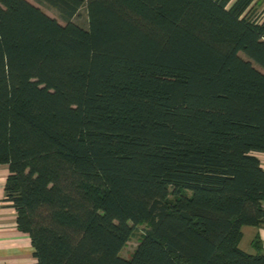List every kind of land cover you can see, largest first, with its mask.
Listing matches in <instances>:
<instances>
[{
    "label": "trees",
    "instance_id": "1",
    "mask_svg": "<svg viewBox=\"0 0 264 264\" xmlns=\"http://www.w3.org/2000/svg\"><path fill=\"white\" fill-rule=\"evenodd\" d=\"M38 1L64 23L0 0V165L35 264H264L239 248L264 224L257 0Z\"/></svg>",
    "mask_w": 264,
    "mask_h": 264
},
{
    "label": "crops",
    "instance_id": "2",
    "mask_svg": "<svg viewBox=\"0 0 264 264\" xmlns=\"http://www.w3.org/2000/svg\"><path fill=\"white\" fill-rule=\"evenodd\" d=\"M264 169V153H253ZM10 174L8 165H0V264H35L37 257L32 238L18 228L17 212L12 205L5 201V186ZM264 207V200L262 201ZM255 241L264 253V224L247 225L242 228V238L239 248L250 255L259 253Z\"/></svg>",
    "mask_w": 264,
    "mask_h": 264
},
{
    "label": "rangeland",
    "instance_id": "3",
    "mask_svg": "<svg viewBox=\"0 0 264 264\" xmlns=\"http://www.w3.org/2000/svg\"><path fill=\"white\" fill-rule=\"evenodd\" d=\"M28 1L40 7L45 13L57 19L60 23L62 24L64 23L62 19L59 17V14L57 13L56 10L50 8L46 4L40 3L38 0H28ZM235 1L236 0H233L231 2V5H233ZM246 16L250 17L251 19L262 20L264 18V0L255 1L253 5L250 7V9L248 10ZM75 21L85 28L88 27L87 12L85 8L81 10L80 15L76 18ZM170 191H173V188H171ZM184 193L191 195V192H188V191ZM170 198H172V196ZM148 229L149 228L146 224L134 226V232L121 252V255L124 258L129 259L132 257L135 249L141 242V239L143 238V236L145 235Z\"/></svg>",
    "mask_w": 264,
    "mask_h": 264
}]
</instances>
